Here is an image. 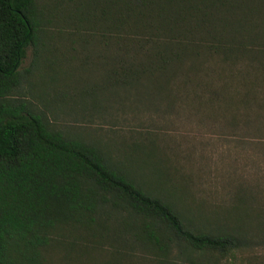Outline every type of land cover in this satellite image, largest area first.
Masks as SVG:
<instances>
[{"label": "trees", "instance_id": "16d2710c", "mask_svg": "<svg viewBox=\"0 0 264 264\" xmlns=\"http://www.w3.org/2000/svg\"><path fill=\"white\" fill-rule=\"evenodd\" d=\"M60 46L107 66V109L210 126L264 180V0H0V264H264L263 183L207 202L149 128H53L23 74Z\"/></svg>", "mask_w": 264, "mask_h": 264}, {"label": "rangeland", "instance_id": "374dc122", "mask_svg": "<svg viewBox=\"0 0 264 264\" xmlns=\"http://www.w3.org/2000/svg\"><path fill=\"white\" fill-rule=\"evenodd\" d=\"M86 47L93 49L95 45L90 42ZM60 49L58 60L48 52L44 53L34 71V78L30 80L34 84L31 89L26 81L30 76L26 79L23 74V95L47 115L54 129L107 147V142L128 141L129 133L148 131L142 129L149 128V132L171 140L169 146L172 148L180 147V157L185 155V151H191L192 170L188 163L185 169L187 173H195L192 177L194 190L202 192L200 196L206 198L207 202H227L231 193L241 185L243 188L246 184L250 186V182L257 188L263 187L260 183L264 184V180L260 183L250 181L254 172L250 149L239 156L232 144L217 141L214 136L212 141L206 142L212 137L207 131L213 128L193 121L183 122L181 118L182 121L174 123L155 114L150 117L126 110L123 112L122 109H107V66L104 62L95 61L94 58L93 62L80 65L70 48L60 46ZM64 53L69 58L73 56L75 60L72 61L76 63L63 60ZM32 63L33 50L29 47L19 70L23 73L25 69H31ZM52 76L56 79H52Z\"/></svg>", "mask_w": 264, "mask_h": 264}]
</instances>
